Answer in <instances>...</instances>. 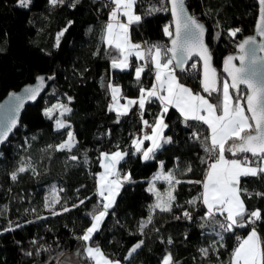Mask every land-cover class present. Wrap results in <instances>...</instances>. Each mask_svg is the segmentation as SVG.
<instances>
[{"label":"trees","instance_id":"1","mask_svg":"<svg viewBox=\"0 0 264 264\" xmlns=\"http://www.w3.org/2000/svg\"><path fill=\"white\" fill-rule=\"evenodd\" d=\"M187 6L207 27V44L220 71L225 57L236 51V44L253 33L258 3L189 0ZM162 7L170 9L168 0H137L134 11L141 20L130 24L128 31L130 40L145 49L144 58L133 57L129 67L119 69L111 63L121 54L104 39L112 0H64L55 5L50 0H29L27 6L20 0H0V100L39 74L53 77L37 102L25 107L19 127L0 149V264H56L73 251L88 264L83 253L86 246L98 247L109 260L120 264H163L169 255L173 264H232L238 240L252 226L224 232L219 225L226 222L225 215L207 216L201 191L213 160L207 150L208 126L186 121L175 107L168 108L163 116L168 125L163 137H171V142L161 141L163 146L153 158L144 160L148 140L142 139L141 151H137L135 132L144 121L152 126L163 111L160 101L152 98L143 109L136 106L123 115L110 107L109 85L119 86L122 97H138L141 84L146 89L151 86L154 73L147 50L157 45L166 51L170 36L164 33L165 25L173 31L169 10L149 11ZM235 29L240 31L232 37L230 32ZM161 59H170V53ZM137 68H143L139 80ZM174 73L179 83L201 93L221 113L225 78L221 71L216 90L208 92L201 82L200 65L193 73L175 69ZM230 92L235 103L246 91L240 87ZM60 105L71 111L63 112ZM51 108V115L46 114ZM57 120L65 127L57 128ZM69 132L73 147L60 149ZM114 151L125 154L119 171L130 174L131 181L122 183L98 231L85 242L80 237L93 222L92 217L103 209L104 198L97 186L101 158ZM225 152L227 157L247 156L255 164L260 162L243 153ZM21 167L24 172L18 171ZM157 172L171 174L172 184L155 179ZM240 180L245 208L248 212L261 210L262 219L255 227L264 247V196L257 195L264 193V174ZM150 187L155 191H149ZM169 190L175 197L171 210H153L156 193L167 201ZM135 244L140 247L129 255ZM201 249H207L208 254H202Z\"/></svg>","mask_w":264,"mask_h":264},{"label":"snow or ice","instance_id":"2","mask_svg":"<svg viewBox=\"0 0 264 264\" xmlns=\"http://www.w3.org/2000/svg\"><path fill=\"white\" fill-rule=\"evenodd\" d=\"M29 0H20L22 6H27ZM64 0H50V3L55 5L63 3ZM115 7L110 13L109 22L105 26V36L109 46H115L120 52L123 59L113 60L112 66L114 68H127L128 56L133 54L143 59V53L139 51L141 45L131 43L129 37V25L134 22H139L141 16L136 15L134 12L137 0H112ZM171 13L175 23V34L172 39V47L167 48L162 52L161 47L152 45L147 51L150 55L152 62L156 65V80L157 85H153L150 89L141 88V95L139 100H129L128 105L139 103L141 109L144 108L145 102L152 98H157L164 106L163 111L159 118L152 126V135L145 136L144 139L151 140L152 145L143 151L144 160L153 158V154L157 149H160L163 143H170L171 137H163V129L168 125L164 123L163 116L168 111V105L174 104L185 120L193 119L203 121L211 129V145L208 151L215 152L218 149V158L214 163H211L206 178L203 182L204 193L202 195L203 203L207 205L208 217H214L218 212L221 215L226 213L225 223H220V228L224 232L232 231L236 227L252 226L247 238L242 240L232 252V264H264V247H262V238L258 234L255 224L262 219L260 209L248 212L244 206L243 200L240 198L239 193V179L247 176H259L264 174V57L257 56L256 52H264V42L257 44L254 36H249L238 44L240 50V66L237 67L233 64L236 57L230 55L225 60V71L231 77V84L227 81L223 83V100L220 105L222 114L217 115V105L210 103L203 96L194 95L191 89L180 84L174 75V68H170L175 60L176 66H181L185 60L196 52L204 61L205 66V80L204 90L215 91L216 84V70L211 67V52L208 46L204 43L205 27L201 24L196 17L190 15L185 8V0H170ZM261 4V21L258 24V31L261 36H264V0H260ZM73 7L75 4L72 5ZM167 8H153L150 12L168 11ZM122 13L127 17V23H113L112 21L118 20V14ZM71 24V21L69 22ZM64 31H67L65 29ZM240 29H235L230 32L232 37H235ZM164 33L167 36H173L170 31L169 25H165ZM63 32L59 34L62 36ZM58 36V40H59ZM254 46L249 51L248 46ZM58 46V45H57ZM172 54V58L164 62L161 60L162 55ZM195 67V65H193ZM143 68L136 69V78L139 80ZM53 77H48L52 79ZM37 80L43 84L45 77L38 76ZM240 85L246 86V92L242 97H238L237 102L233 103V98L230 95V89L240 90ZM113 93V99L120 92L118 87L109 85ZM27 96L21 97L16 94H10L17 101L13 111L18 112L19 108L23 106L24 99L35 100L39 91L37 88L28 87L25 89ZM161 93H166L163 95ZM71 99V98H69ZM239 99L246 100L245 105L239 103ZM56 106H54L55 108ZM63 112H70L71 109L60 105ZM127 109V105L124 106ZM54 108L47 109L46 114L51 115ZM202 111H206L207 115H201ZM123 115L125 113H119ZM147 125V121H144ZM17 119L15 115L8 118L7 124L3 131H0V142H3L7 134L16 127ZM57 128H64L65 124L59 120L56 122ZM195 136V133L193 134ZM73 134L68 133V140L60 144V149H71L73 147ZM232 141L230 147L227 149L225 145ZM136 150L141 151L143 140L134 141ZM236 153H250L252 157L257 158L260 163L252 166L255 161H250L247 156L244 159H225V151ZM124 153L115 152L111 154L104 153L103 156L108 163L104 165L106 175H111L114 172L115 165L124 159ZM73 160L76 157H72ZM191 171V168L188 169ZM19 172H24L25 168L18 169ZM12 179H16V174H12ZM155 179H165L172 184L174 177L169 174L168 176L157 175ZM102 184L100 195L104 197L102 204L103 210L97 215L92 217V224L88 227L82 237L83 241L87 242L92 238V234L97 232L103 218L108 214L110 209L115 203V195L118 194L119 188L122 187V182L117 180L105 181V177H101ZM123 181H131V176L125 175ZM180 183L179 181H175ZM199 183V182H197ZM149 191H155L154 187H150ZM107 193V194H106ZM167 201L163 196L157 192V202L152 206L153 210L156 208L162 211L171 210V202L175 199L172 191L169 190L166 194ZM257 195L264 196V193ZM83 203V201H81ZM190 203H193L190 201ZM75 207V205H74ZM64 211H69L65 208ZM55 214V213H54ZM185 217L190 218V214L185 212ZM245 216L247 217L245 220ZM151 222V216L148 218ZM19 227V225H17ZM143 227V225L141 226ZM11 229H5L9 231ZM220 239L223 240V235L217 233ZM142 243V242H141ZM140 247V244L135 245L129 255L135 252ZM205 256L208 254L207 249L200 250ZM87 256L95 261V264H120L119 261L109 260L98 247H87ZM31 255V253H29ZM163 264H173L171 255L166 256Z\"/></svg>","mask_w":264,"mask_h":264},{"label":"water","instance_id":"3","mask_svg":"<svg viewBox=\"0 0 264 264\" xmlns=\"http://www.w3.org/2000/svg\"><path fill=\"white\" fill-rule=\"evenodd\" d=\"M189 0H185V8L187 10V12L190 14V15H193L195 17V15L193 13H191V11H189V8L187 6V2ZM256 3H258V9H257V17H256V21L254 23L255 27H254V31L253 33L249 34V35H246V37H244L243 39H241L235 46L236 48V51L234 53H231L229 55H227L225 57V60L228 56L232 55L234 57H236V59L233 60V64H235L237 67L240 66V60H239V56H240V50L238 48V44L241 43L244 39H246L247 37L249 36H254L256 38V41H257V44L261 43V42H264V36H261L259 34V31H258V24H260V21H261V4H260V0H256ZM168 7H170L171 9V3H170V0H168ZM169 9V12H170V18H171V29H173V36L170 37V41H169V48L172 47V39L174 38V34H175V23H174V18L172 16V13ZM197 18V17H196ZM198 19V18H197ZM199 21V20H198ZM200 22V21H199ZM201 24H203L202 22H200ZM204 25V24H203ZM205 27V33H204V43L208 46L207 44V27L204 25ZM249 47V51H251V49L254 47V46H248ZM209 48V46H208ZM210 50V49H209ZM211 52V50H210ZM256 55L257 56H262L264 57V52H259L257 51L256 52ZM211 57H212V54H211ZM172 58V54L170 53V59ZM193 59H196L197 61H199L200 63V71H201V82L203 83L204 85V80H205V66H204V61L203 59L196 53V52H193L191 54V56H189L185 62L183 63V65L181 66H176V63H175V60H173V66H174V69L176 71H185L187 66L192 62ZM211 67L214 68L216 70V84H215V88L217 87L218 85V77H219V73L220 71L222 72V74L225 76V78L227 79V81H229V83L231 84V77L228 75V72L225 71V61L222 65V69L219 71L218 68L215 66L214 64V60H213V57L211 59ZM39 76H43L45 77V81L43 84H41L38 80H37V77L35 78V80L33 82H29L28 84L26 85H23L22 87H20L19 89H17V91H14V90H10L6 96L4 98H2L0 100V131H3V129L5 128L6 124H7V121H8V118L12 115H15L16 116V119H17V124H16V127H14L12 129L11 132H9L7 134V137L6 139L3 141V142H0V149L2 147V145L7 142L8 138L11 136L12 133H14V131L19 127L20 125V119H21V115L25 109V107L29 104H34L37 102V100L40 98V96H42L45 92H46V88L48 86V84L50 83L51 79H48V76L46 74H39ZM28 87H32V88H37L39 89L37 95H36V99L35 100H31V99H24V102H23V106L19 108V111L18 112H14L13 109L17 103V101H15L14 97L10 94H16L18 96H21V97H26L27 96V93L25 91L26 88ZM240 87H242L244 89V91H246V86L244 85H240ZM73 100L70 99V102H72ZM244 105H245V108H246V100L243 99V102H242ZM243 154H246L248 156L251 157V154L250 153H243Z\"/></svg>","mask_w":264,"mask_h":264},{"label":"rangeland","instance_id":"4","mask_svg":"<svg viewBox=\"0 0 264 264\" xmlns=\"http://www.w3.org/2000/svg\"><path fill=\"white\" fill-rule=\"evenodd\" d=\"M115 7V5H114V3L112 2V9ZM135 12V11H134ZM111 13V12H110ZM110 13H109V16H108V22H109V19H110ZM135 14L136 15H139L137 12H135ZM140 16V15H139ZM114 24L115 23H117V22H120V23H127V17L126 16H124L122 13H120V14H118V20L117 21H112ZM106 42V41H105ZM131 43H133L134 44V42H132L131 41ZM136 44H138V43H136ZM140 45V44H139ZM141 47H143L142 45H141ZM141 49V52H143V53H145L144 51H145V49L144 48H140ZM144 49V50H143ZM143 58H144V56H143ZM121 59H123V57L121 56V58H119L118 60H121ZM112 64V63H111ZM113 67V66H112ZM119 69H121V68H119ZM125 69V68H124ZM224 81H227V79L226 78H224V80H223V83H224ZM228 83H229V81H227ZM230 84V83H229ZM142 86H143V84H141ZM113 87H118L119 88V86H114V85H112ZM143 88H147V87H143ZM120 89V88H119ZM147 90V89H146ZM222 91H223V85H222ZM230 94H231V92H230ZM139 95H141V92L139 93ZM232 96V95H231ZM111 97H112V100H111V103H110V107L111 108H113L114 110H116V111H118L119 113H127L129 110H131V108H134V106L138 103H135V104H132V105H128V101L129 100H136V101H138L139 100V96L138 97H132V96H128V97H121V93L119 92L117 95H116V99H113V93H112V90H111ZM242 102H243V100H242ZM241 102V103H242ZM139 104V103H138ZM125 105H127V109H125ZM244 105V104H243ZM147 126V131H144V132H142V134H141V136H140V138H138V137H136V141L137 140H141V139H144L143 137L144 136H150V135H152V130H151V126H148V125H146ZM230 147V146H229ZM224 155H225V159H227V160H229V158H235V157H227V155H226V152L224 153ZM109 157H111V155H109ZM212 157H213V160L211 161V163H214L215 162V160L218 158V149H217V152L216 153H213L212 152ZM235 159H238V158H235ZM241 159V158H240ZM108 163V160H106L105 159V157L104 156H102V158H101V171L98 173V183H97V186H98V192H99V194H100V189H101V184H102V180H101V177L102 176H104L105 177V181H104V183H106L107 181H112V180H117V179H119L122 183L124 182L123 181V177L125 176V175H127V174H125V173H122L121 171H119V163H117L116 165H115V169H114V172H113V174H111V175H106V169H105V167H104V165L105 164H107ZM210 163V164H211ZM260 163V162H259ZM210 166V165H209ZM252 166H256V164H252ZM163 175V176H168V173H163V172H157L156 173V176L157 175ZM155 176V177H156ZM205 178H206V176L204 177V179H203V181L205 180ZM240 179H239V183H240ZM238 187H239V184H238ZM121 189V187L119 188V190ZM119 192V191H118ZM166 192V191H165ZM202 195H203V193H204V187H202ZM239 193H240V198H241V200H243L242 199V197H241V191H240V189H239ZM107 194V193H106ZM104 198V197H103ZM202 201H203V199H202ZM104 202H106L105 200H104ZM244 206H246V204H245V202H244ZM205 207L207 208V205H205ZM103 210V209H102ZM101 210V211H102ZM207 210H208V208H207ZM218 213V212H217ZM98 214V213H97ZM96 214V215H97ZM225 215V217H226V213L224 214ZM92 224V223H91ZM91 226V225H90ZM89 226V227H90ZM251 231V230H250ZM249 231V232H250ZM249 232H247L246 233V235H244V237H242V238H240L239 240H238V243L236 244V247L239 245V243L242 241V240H244L245 238H247V236H248V234H249ZM135 245H137V244H135ZM134 245V246H135ZM87 247H91V246H86L85 247V249H84V251H83V253H84V255H86V257L89 259L88 261H89V263L88 264H95V261L94 260H92L91 258H89L88 256H87V252H86V248ZM95 248V247H94ZM103 253V252H102ZM104 254V253H103ZM80 253L78 252V251H73V252H69L68 254H66L65 256H63V257H61L59 260H58V262L56 263V264H86V263H84L83 262V260H82V258L80 257ZM115 262V261H114Z\"/></svg>","mask_w":264,"mask_h":264},{"label":"crops","instance_id":"5","mask_svg":"<svg viewBox=\"0 0 264 264\" xmlns=\"http://www.w3.org/2000/svg\"><path fill=\"white\" fill-rule=\"evenodd\" d=\"M104 32H105V30H104ZM105 36V35H104ZM106 41V40H105ZM135 44V43H134ZM113 47H115V46H113ZM139 51L141 52V49H139ZM143 53V52H142ZM135 58V59H137V58H139V57H137L136 55H135V51L133 52V54H131V55H129L128 56V64L130 65V60L132 59V58ZM162 60V59H161ZM162 62H163V60H162ZM151 63L153 64V73H154V80H153V82H152V84H151V86L149 87V89L150 88H152V86L153 85H157V87H158V82H157V80H156V65H155V63L154 62H152V60H151ZM170 68H173L171 65H170ZM174 75H175V77H176V79H177V76H176V74L174 73ZM181 84V83H180ZM182 85H184V84H182ZM185 87H187V88H189L188 86H186V85H184ZM190 89V88H189ZM192 91V90H191ZM223 92V91H222ZM192 93L194 94V95H199V96H203L201 93H199V92H194V91H192ZM161 94H163V95H166V93H161ZM231 95V94H230ZM122 97V96H121ZM139 97H140V95H139ZM204 97V96H203ZM205 99H207L206 97H204ZM208 100V99H207ZM240 103V102H239ZM241 104H243V103H241ZM139 107V104L137 103L134 107ZM161 106H163L162 104H161ZM164 107V106H163ZM171 107H175L174 106V104H171V105H168V108H171ZM176 109H177V111L179 112V114L182 116V117H184L182 114H181V112H180V110L177 108V107H175ZM220 114H222V112L221 113H217V115H220ZM201 115H207V112L206 111H202L201 112ZM159 116H160V114L158 115V116H156V118H155V121L159 118ZM164 119V118H163ZM191 120H193V119H191ZM201 122H203V121H201ZM204 123V122H203ZM154 124H155V122L152 124V126H154ZM205 125H207L206 123H204ZM152 126H151V128H152ZM208 126V125H207ZM208 128H209V126H208ZM152 133V132H151ZM145 137V136H144ZM143 137V138H144ZM209 137L211 138V129L209 128ZM209 138V141H210V145H211V139ZM147 140V139H146ZM148 144H149V146L148 147H151V145H152V141L151 140H148ZM147 147V148H148ZM146 148V149H147ZM145 149V150H146ZM115 152H118V151H114V152H112V153H115ZM119 152H121V151H119ZM112 153H108L109 155H111ZM121 153H123V152H121ZM232 159H235V158H229V160H232ZM242 160V159H241ZM120 164V163H119ZM253 164H255V163H253ZM208 170H209V167H208ZM241 179V178H240ZM116 197V196H115Z\"/></svg>","mask_w":264,"mask_h":264},{"label":"built area","instance_id":"6","mask_svg":"<svg viewBox=\"0 0 264 264\" xmlns=\"http://www.w3.org/2000/svg\"><path fill=\"white\" fill-rule=\"evenodd\" d=\"M107 4H110L109 1L106 2ZM193 65H195V67H193ZM198 65H200L199 61H197L196 59H193L192 62L187 66L186 70L189 72V73H193V71L198 67ZM143 87H145V85L143 84ZM147 126L144 125L142 126L139 130H137L135 133H136V136L138 138H140L142 132L144 131H147Z\"/></svg>","mask_w":264,"mask_h":264}]
</instances>
